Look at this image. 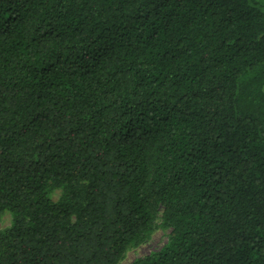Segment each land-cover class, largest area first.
Masks as SVG:
<instances>
[{
    "label": "trees",
    "instance_id": "trees-1",
    "mask_svg": "<svg viewBox=\"0 0 264 264\" xmlns=\"http://www.w3.org/2000/svg\"><path fill=\"white\" fill-rule=\"evenodd\" d=\"M5 213L0 264H264V0H0Z\"/></svg>",
    "mask_w": 264,
    "mask_h": 264
},
{
    "label": "rangeland",
    "instance_id": "rangeland-1",
    "mask_svg": "<svg viewBox=\"0 0 264 264\" xmlns=\"http://www.w3.org/2000/svg\"><path fill=\"white\" fill-rule=\"evenodd\" d=\"M62 195L63 192L60 189H55L52 192V198L54 201L59 200ZM10 223V215L8 213L3 214L0 219V230L8 227ZM168 235L169 229L163 228L161 226V220L160 217H158L156 219V227L151 236L137 247L127 249L119 264H130L135 259L144 258L154 252L159 251L167 243Z\"/></svg>",
    "mask_w": 264,
    "mask_h": 264
}]
</instances>
